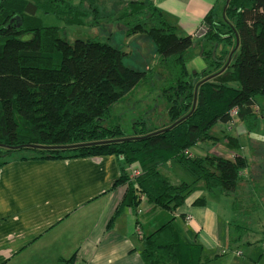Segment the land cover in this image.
Returning a JSON list of instances; mask_svg holds the SVG:
<instances>
[{
    "label": "trees",
    "instance_id": "obj_1",
    "mask_svg": "<svg viewBox=\"0 0 264 264\" xmlns=\"http://www.w3.org/2000/svg\"><path fill=\"white\" fill-rule=\"evenodd\" d=\"M83 2L0 1V166L17 155L120 156L122 173L115 186L126 189L115 216L124 207L138 208L143 197L175 213L199 181L209 192L237 193L249 167L245 156H197L190 149L216 142L212 128L227 123L235 107L247 132L257 129L264 113L259 106L264 99V0H225L220 12L206 14L201 41L208 64L193 72L188 56L195 38L180 34L152 1L127 2L117 19L125 23L127 37L144 34L153 41L158 74L165 73L162 91L169 117V123L145 124L132 136L107 123L111 108L154 70L127 66L128 52L98 36L70 41L67 27ZM94 2L88 0V10L78 13L80 20L96 27L112 23L115 14L101 16ZM45 15L62 24H45ZM218 46L223 47L220 53ZM170 162L192 180L173 183L162 171ZM129 167L140 173L131 176ZM193 203L205 205L206 198ZM141 257L145 264H205L202 244L187 243L173 219L143 237Z\"/></svg>",
    "mask_w": 264,
    "mask_h": 264
},
{
    "label": "crops",
    "instance_id": "obj_2",
    "mask_svg": "<svg viewBox=\"0 0 264 264\" xmlns=\"http://www.w3.org/2000/svg\"><path fill=\"white\" fill-rule=\"evenodd\" d=\"M100 1L121 5L146 0ZM150 1L178 26L180 34L192 35L201 46L204 17L212 9L220 12L225 0ZM222 50L218 46L217 53ZM262 123L264 113L257 129ZM240 125L245 127L237 120L236 128L228 130L226 123H217L212 128L217 141L198 143L190 152L197 156L242 154L249 163L244 170L247 176L252 170L251 148L264 146V140L252 138L253 133L247 131L237 135ZM221 133L225 138L217 135ZM122 163V157L115 154L14 156L0 166V264H145L141 257L143 237L170 219L187 243L202 244L203 258L208 252L207 261L212 260L210 254L222 248V227L231 226L233 198H227L233 193L193 192L175 213L155 207L143 197L138 208L124 207L115 216L126 189L125 185L115 186ZM179 172L173 171L176 179L188 180L186 172ZM201 197L206 198L205 205H194Z\"/></svg>",
    "mask_w": 264,
    "mask_h": 264
},
{
    "label": "rangeland",
    "instance_id": "obj_3",
    "mask_svg": "<svg viewBox=\"0 0 264 264\" xmlns=\"http://www.w3.org/2000/svg\"><path fill=\"white\" fill-rule=\"evenodd\" d=\"M80 0H75L78 3ZM99 6L100 15L107 16L115 14L114 21L105 22L100 27L90 26L87 20H80L78 13L82 10H88V0H84L83 8L78 10L76 18L71 26L67 27L66 33L70 41L76 38H87L98 36L102 40H107L114 46L128 52L124 63L136 70L144 71L152 68L148 81L141 82L133 91L129 92L123 99L116 102L111 108V115L108 119L109 125H120L126 136H132L135 130H140L145 124L148 127H161L169 123L167 115L168 103L163 95L164 76L158 73L161 70L158 65L159 56L156 53V47L150 37L144 34H137L135 37L125 35L126 25L123 21L117 19V16L126 6L125 4H116L114 1L95 0ZM91 18V17H90ZM88 19L89 22L91 19ZM44 23L62 24L52 15L44 16ZM202 45H194L189 49L188 67L191 72L208 64L202 58ZM159 66V67H158ZM152 74V75H151ZM259 106H264V99ZM237 121V120H236ZM227 124V123H226ZM264 123L258 129L253 130L252 138L259 141L264 140ZM237 131V135L245 134L246 128L243 126ZM236 128V127H234ZM227 129H232L227 124ZM224 133V131H223ZM225 138L224 134H217ZM212 142V141H210ZM261 146V147H260ZM263 152V153H262ZM29 155V153H26ZM18 157L20 155H17ZM249 162L251 169L248 175L243 176V181L239 186L237 193L233 194L227 200H232L234 204L231 216L229 218L231 226L229 231L225 225L222 230V254L217 255L221 249L210 254L212 260L207 261L205 254V264H264V146L257 145L251 148ZM262 164V166H261ZM186 172L188 180L192 178L181 166L175 162H170L162 168V171L169 176L173 183H179L183 178L176 179L173 171ZM204 184L199 181L195 185L193 192L204 190ZM192 192V193H193ZM237 229H236V227ZM216 255V256H215Z\"/></svg>",
    "mask_w": 264,
    "mask_h": 264
},
{
    "label": "built area",
    "instance_id": "obj_4",
    "mask_svg": "<svg viewBox=\"0 0 264 264\" xmlns=\"http://www.w3.org/2000/svg\"><path fill=\"white\" fill-rule=\"evenodd\" d=\"M254 110L256 113H259V111H260L259 106L258 105L255 106ZM237 114H238V108L237 107L232 108L230 111L231 119L227 122V124L230 125L232 128L236 127V122H237L236 120H238ZM187 154L192 155L190 152H187ZM130 173H131V176H137L140 173V170L138 168L135 169L132 167V169L130 170ZM136 231H137V233L141 234L139 225H137Z\"/></svg>",
    "mask_w": 264,
    "mask_h": 264
}]
</instances>
